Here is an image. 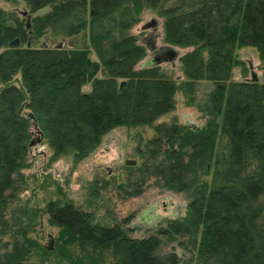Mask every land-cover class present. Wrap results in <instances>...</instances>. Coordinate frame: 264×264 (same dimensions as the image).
<instances>
[{
	"label": "trees",
	"instance_id": "16d2710c",
	"mask_svg": "<svg viewBox=\"0 0 264 264\" xmlns=\"http://www.w3.org/2000/svg\"><path fill=\"white\" fill-rule=\"evenodd\" d=\"M22 1L34 14L29 29L0 8V235L12 234L0 264H264V84L231 80L240 47L255 48L264 62V0H189L161 9L164 41L190 48L179 57L184 80L157 64L135 68L146 48L129 31L145 7L167 0ZM83 33L89 47L53 43ZM18 74L19 86L12 81ZM203 79L214 84L204 126L154 124L174 109L176 91H191ZM33 122L52 160L74 162L116 127H152L156 135L138 149L144 162L135 170L188 194L185 212L165 219L157 233L134 238L118 224L94 222L71 202L49 201L42 213L59 229L50 251L31 235L37 213L22 205L5 212L25 185L31 149L35 154ZM161 236L186 237L180 245L191 247L192 256L159 254Z\"/></svg>",
	"mask_w": 264,
	"mask_h": 264
},
{
	"label": "rangeland",
	"instance_id": "374dc122",
	"mask_svg": "<svg viewBox=\"0 0 264 264\" xmlns=\"http://www.w3.org/2000/svg\"><path fill=\"white\" fill-rule=\"evenodd\" d=\"M185 1L189 0H167L156 9L145 7L140 12L139 21L129 31L136 37L137 42L146 48V56L136 65V69L155 64L154 54L149 48L152 44L156 48L169 46L164 41V17L160 15L161 9L179 5ZM0 8L14 12L24 24H27V15H22L24 11L28 12L30 18L34 15L29 13V9L22 0L16 2L0 0ZM25 30L29 32L26 28ZM84 33L75 38L57 40L53 43L54 45L61 43L67 47H89ZM29 35L32 36V33ZM31 42L51 44L41 38H34ZM174 47L179 50V56L173 61L161 62L158 65L166 73L172 74L174 79L184 80L179 57L190 48ZM90 58L97 60L92 51ZM236 59L239 63L231 70V80H250L251 72H254L259 77L258 82L263 83L264 62L255 48L240 47L236 50ZM101 76V72L98 73L97 77ZM12 81L19 86V74ZM89 84H84L83 92L89 91ZM213 88L212 82L203 79L195 83L191 91L186 88L185 92L176 91L174 109L160 116L154 124L175 122L179 125L192 123L196 126H204L211 116L207 113L205 106L207 95ZM33 132L32 138H35L37 133L35 130ZM155 135V131L149 126L116 127L103 136L100 145L88 157L76 162L71 156H60L52 160V153L42 140L35 147L37 150H44L45 155L33 154L31 149L27 160L28 167L22 169L25 185L20 190L10 192H13V195L8 198L6 215L11 214L19 205L25 206L27 211L37 213L33 219L31 235L44 247L48 245L51 238L54 249L58 244L59 229L51 225L47 215L42 213L45 205L53 200L60 203L71 202L78 208L91 212L94 222L98 224L108 226L118 224L123 229H127L128 234L134 238H144L157 233L161 225L165 226V219H173L177 213L185 212L190 196L185 192L164 189L155 183L157 179L153 175L142 177L141 173L135 170L144 162L138 149H145L147 140ZM126 159L135 160L136 165H125ZM140 178H143L144 182L139 185ZM135 188L141 189V192L137 195H128V192ZM0 237V249L4 251L5 247L2 244L10 242L12 234L10 232ZM187 240L186 237L170 240L161 236L158 252L163 255L176 252L178 256L185 257L187 260L192 256V249L191 247L184 249L180 245V242ZM32 260L36 261V257H32Z\"/></svg>",
	"mask_w": 264,
	"mask_h": 264
},
{
	"label": "water",
	"instance_id": "95a60500",
	"mask_svg": "<svg viewBox=\"0 0 264 264\" xmlns=\"http://www.w3.org/2000/svg\"><path fill=\"white\" fill-rule=\"evenodd\" d=\"M28 12L24 11L22 15H27V24L26 27L29 29L30 27V16L27 14ZM152 24H155V22H152ZM19 41V37H15L13 40H11L9 42V45H13L16 44ZM29 45V42H28ZM56 46L61 47L63 46L61 43H58ZM150 50H152L153 52V61L155 64H159L161 62H167V61H173L174 59H176L179 56V50L176 49L174 46H168L166 45L165 47H161V48H156L153 44L149 47ZM250 80L252 81H259V77L254 73L251 72V78ZM262 81L264 83V78H262ZM125 84V81L122 80L119 84V87L121 88L123 85ZM29 118L33 119V116L31 113L28 114ZM188 126L191 127H199L196 126L192 123H186ZM33 128L36 131L37 135L35 138H32L29 142V146L30 147H35L37 144L41 143L42 140V134L41 131L38 129L37 124L35 122H33ZM34 133V132H33ZM35 154L36 155H45L44 150L40 149V150H36L35 148ZM125 165L127 166H135L136 165V161L135 160H131V159H126L125 160ZM47 249L52 250L53 246H52V239H49V243L46 246Z\"/></svg>",
	"mask_w": 264,
	"mask_h": 264
}]
</instances>
